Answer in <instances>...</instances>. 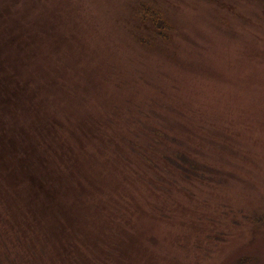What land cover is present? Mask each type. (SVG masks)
Listing matches in <instances>:
<instances>
[{"label":"rangeland","instance_id":"1","mask_svg":"<svg viewBox=\"0 0 264 264\" xmlns=\"http://www.w3.org/2000/svg\"><path fill=\"white\" fill-rule=\"evenodd\" d=\"M146 8L162 11L168 30L177 28L169 33L176 40L172 54L166 44L160 49L141 44L144 30L152 28L141 16ZM24 15L36 22L25 27L36 38L34 48L25 49L29 54L17 57L15 45L0 43L1 78L26 88L19 109L11 104L0 109V133L12 137L16 129L31 131L39 122L41 131L51 122L54 137L69 141L73 135L71 142L86 147L102 126L96 136L102 150L107 113L122 110V101L130 103L140 127L169 135L199 166L202 148H215L211 162L217 174L215 181L190 189L191 195L174 190L182 202L167 204L171 219L142 217L137 223L142 246L129 257L138 264H264V3L48 0L42 7L25 4ZM136 20L143 30H136ZM12 39L26 44L19 35ZM28 101L36 108L26 115L21 110ZM35 117L40 121L27 120ZM83 131L90 138L82 144ZM22 142L13 138L14 146ZM91 162H84L83 172L98 171L92 179L103 188L133 191L123 185L121 172L105 177ZM102 199L110 207L107 218L118 200L103 194ZM32 245L37 255L43 252Z\"/></svg>","mask_w":264,"mask_h":264},{"label":"trees","instance_id":"2","mask_svg":"<svg viewBox=\"0 0 264 264\" xmlns=\"http://www.w3.org/2000/svg\"><path fill=\"white\" fill-rule=\"evenodd\" d=\"M259 1L264 3V0ZM34 2L40 7L48 4V0H0V7L5 8L0 11V43L15 45L17 57L23 51L29 54L25 49L35 46L34 34H27L25 27L36 22L29 19L32 16L24 15L25 4ZM71 2L75 5L77 0ZM158 12L162 11L146 8L141 12L142 19L152 23L151 30H144L146 34L141 44L155 49L166 44L171 52L176 40L169 33H175L177 28L168 30L167 18ZM7 25H14L18 30ZM135 27L137 31L143 30L137 20ZM18 35L26 41L25 45L19 46L14 44L16 40H10ZM2 63L0 52V109L11 104L16 110L26 88L22 84L12 87L14 80L1 78L5 73ZM28 103L30 106L21 110L26 115L36 108L34 102ZM122 105V110L107 113L105 132L108 131V136L103 139L106 146L102 150L96 141L102 126L97 127L93 135L95 142L84 144L90 148L71 142L73 135L69 141L54 137L55 123L51 122L41 131L39 122L31 131L16 129L12 137L0 133V185L13 187L9 201L13 208L25 209L29 216V225L22 233V239L27 238L28 244L31 242L29 264H138L129 257V252L142 246L137 230L139 220L144 216H153L158 221L171 219L167 204L182 202L173 195L174 190H185L186 195H191L190 189L216 180L217 166L211 162L216 161L215 148L207 145L205 150L202 148L203 165L199 166L194 161L197 157L192 160L184 145L177 144L169 135L160 137L150 126L140 127L133 106L123 101ZM38 109L34 113L38 114ZM27 120L40 121V118ZM13 138L23 142L14 146ZM89 138L90 134L83 131L79 142L83 144ZM55 140L59 146L55 145ZM85 161H92L105 177L121 172L123 185L133 191L103 188L92 179L99 175L98 171L91 170V177L83 172ZM32 162L38 165V176ZM102 194L118 200L117 210L111 211L107 218L105 211L110 213V207L103 205ZM162 204L167 205V210L161 208ZM32 242L43 249V262L40 261L41 250L37 255Z\"/></svg>","mask_w":264,"mask_h":264},{"label":"flooded vegetation","instance_id":"3","mask_svg":"<svg viewBox=\"0 0 264 264\" xmlns=\"http://www.w3.org/2000/svg\"><path fill=\"white\" fill-rule=\"evenodd\" d=\"M12 190V186L0 185V264H29L28 239H22L29 216L25 209L13 208L8 198L12 196ZM40 261L43 262L42 252Z\"/></svg>","mask_w":264,"mask_h":264}]
</instances>
